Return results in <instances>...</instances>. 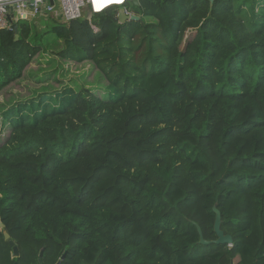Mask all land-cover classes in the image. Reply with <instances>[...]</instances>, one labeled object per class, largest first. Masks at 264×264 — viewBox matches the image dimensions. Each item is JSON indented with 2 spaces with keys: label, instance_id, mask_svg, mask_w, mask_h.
Segmentation results:
<instances>
[{
  "label": "trees",
  "instance_id": "trees-1",
  "mask_svg": "<svg viewBox=\"0 0 264 264\" xmlns=\"http://www.w3.org/2000/svg\"><path fill=\"white\" fill-rule=\"evenodd\" d=\"M125 6L0 30V90L41 33L105 82L3 111L0 264H264V0Z\"/></svg>",
  "mask_w": 264,
  "mask_h": 264
},
{
  "label": "rangeland",
  "instance_id": "rangeland-1",
  "mask_svg": "<svg viewBox=\"0 0 264 264\" xmlns=\"http://www.w3.org/2000/svg\"><path fill=\"white\" fill-rule=\"evenodd\" d=\"M131 7V2L127 1ZM125 7V5H124ZM88 15V14H87ZM44 18L37 16L28 17L20 23L27 24L30 28L36 25L39 31L46 28ZM193 31H187L185 39H189ZM42 48L25 67L23 76L0 90V144L8 137L10 128L4 121L3 111L19 102L36 100L42 94L53 93L65 85L75 89L88 87L103 91L105 82L92 64L88 61L74 62L62 59L57 52L63 47L62 40H56L53 34L41 33Z\"/></svg>",
  "mask_w": 264,
  "mask_h": 264
},
{
  "label": "built area",
  "instance_id": "built-area-1",
  "mask_svg": "<svg viewBox=\"0 0 264 264\" xmlns=\"http://www.w3.org/2000/svg\"><path fill=\"white\" fill-rule=\"evenodd\" d=\"M124 10L128 15L133 14L126 6ZM94 12L97 11L93 0H53L51 3L50 0H0V30L33 16L60 18L68 22L84 16L89 18Z\"/></svg>",
  "mask_w": 264,
  "mask_h": 264
},
{
  "label": "water",
  "instance_id": "water-1",
  "mask_svg": "<svg viewBox=\"0 0 264 264\" xmlns=\"http://www.w3.org/2000/svg\"><path fill=\"white\" fill-rule=\"evenodd\" d=\"M52 1L53 0H50V3ZM210 1H212V0H210ZM131 2L134 5L138 4V0H131ZM111 6H116L117 7V15L116 16H117V20H118L119 23H124L127 20H139L140 19V16L137 15V14L133 13V14H129L128 15L125 12V10H124V6L121 5V4H117V5H115V4L113 5L112 4ZM11 16H12V11L9 14V17H11ZM11 29L14 30V31H17L18 23L13 22L11 24ZM17 38H18V35L15 34V39H17ZM213 211L215 213V218H214V222H213V230L215 232L216 238L213 239V240L204 239L200 227L197 226V230H198V233H199V243H201V244H228V245H231L232 242H233V239H232L231 235L225 234L223 232V230L221 229V213H220V211L216 208V206H213ZM2 227H3V224L0 221V228H2ZM3 236H4L5 240H8L9 245L12 247L13 256H17L18 255V248L14 244V242L9 239V234L7 232H3ZM43 249L44 248H42L40 250V252H39V261H41V255L43 254ZM63 257H64V255H62L61 258H63ZM56 264H59V262H57Z\"/></svg>",
  "mask_w": 264,
  "mask_h": 264
},
{
  "label": "bare ground",
  "instance_id": "bare-ground-1",
  "mask_svg": "<svg viewBox=\"0 0 264 264\" xmlns=\"http://www.w3.org/2000/svg\"><path fill=\"white\" fill-rule=\"evenodd\" d=\"M94 1V6L96 11L102 10L104 8H107L111 6L112 4L117 5V4H123L126 0H123V2H117V0H93Z\"/></svg>",
  "mask_w": 264,
  "mask_h": 264
},
{
  "label": "clouds",
  "instance_id": "clouds-1",
  "mask_svg": "<svg viewBox=\"0 0 264 264\" xmlns=\"http://www.w3.org/2000/svg\"><path fill=\"white\" fill-rule=\"evenodd\" d=\"M128 1H131V0H128ZM126 4V3H125ZM124 4V5H125ZM110 7V6H109ZM108 8V7H107ZM106 8H104V9H102V10H99V11H97V12H101V11H103V10H105Z\"/></svg>",
  "mask_w": 264,
  "mask_h": 264
},
{
  "label": "snow or ice",
  "instance_id": "snow-or-ice-1",
  "mask_svg": "<svg viewBox=\"0 0 264 264\" xmlns=\"http://www.w3.org/2000/svg\"><path fill=\"white\" fill-rule=\"evenodd\" d=\"M117 2H121V3H122V2H123V0H117Z\"/></svg>",
  "mask_w": 264,
  "mask_h": 264
}]
</instances>
